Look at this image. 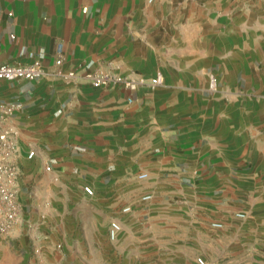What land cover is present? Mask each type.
Returning <instances> with one entry per match:
<instances>
[{
	"label": "crops",
	"instance_id": "obj_1",
	"mask_svg": "<svg viewBox=\"0 0 264 264\" xmlns=\"http://www.w3.org/2000/svg\"><path fill=\"white\" fill-rule=\"evenodd\" d=\"M243 43L263 45L256 60L243 56ZM36 59L48 71L41 79L0 80V103L17 106L7 120L42 128L50 141L26 151L24 131L14 129L21 183L36 155L35 168L55 158L74 174L106 173L103 185L121 199L141 183L158 192L180 178L208 186L245 162L264 172V0H0V64ZM87 63L161 71L165 82L97 88L60 75Z\"/></svg>",
	"mask_w": 264,
	"mask_h": 264
},
{
	"label": "rangeland",
	"instance_id": "obj_2",
	"mask_svg": "<svg viewBox=\"0 0 264 264\" xmlns=\"http://www.w3.org/2000/svg\"><path fill=\"white\" fill-rule=\"evenodd\" d=\"M262 46L243 43V56L255 55L256 60ZM118 74L155 77L133 70ZM211 75L217 87L211 89L210 83L209 89L218 91L221 78ZM9 121L4 126L14 135L18 126L24 131L26 151L32 150V142L39 146L37 152L48 149L42 128ZM30 130L34 139L26 137ZM36 156L27 160L31 167L22 183L17 181L20 219L14 231L0 235V264H199V257L207 264H264V172L252 171L247 162L212 176L208 186L203 180L180 178L178 185L158 192L141 183L131 193L119 194L127 198L121 199L112 198L103 185L110 180L106 173L74 174L55 158L44 169V161L35 168ZM146 194L152 199H143ZM126 205L131 206L128 213L122 212ZM113 220L122 225L116 240L109 237Z\"/></svg>",
	"mask_w": 264,
	"mask_h": 264
},
{
	"label": "built area",
	"instance_id": "obj_3",
	"mask_svg": "<svg viewBox=\"0 0 264 264\" xmlns=\"http://www.w3.org/2000/svg\"><path fill=\"white\" fill-rule=\"evenodd\" d=\"M150 2L154 0H149ZM56 65L62 66L64 63L63 45L60 44L57 50ZM48 74L44 63L36 59L31 64H0V80L20 81V80H37ZM65 79L71 80L81 77L89 81L97 88L108 87L115 84L123 85L127 89L136 86L158 87L164 84V76L161 72L151 79L143 76L120 75L113 71H104L94 69L91 63L79 66L78 72L70 70L60 72ZM211 89L217 87L215 75L210 76ZM17 106L12 103H0V235H8L15 230L20 219V206L18 203L17 181L21 175V166L19 162V147L13 132L4 126V122L16 111ZM35 151H31L29 157H33ZM52 166L48 165L47 170ZM85 191L89 195L94 194L91 186H86ZM145 200H151L152 194H146L142 197ZM131 206L126 205L122 212L128 213ZM215 226H220L215 223ZM122 225L120 221L113 220L109 225V237L116 240L121 232ZM199 264H207L205 259L199 257Z\"/></svg>",
	"mask_w": 264,
	"mask_h": 264
}]
</instances>
